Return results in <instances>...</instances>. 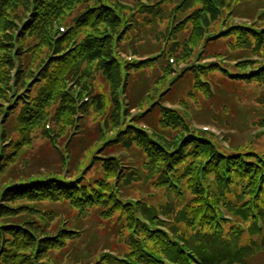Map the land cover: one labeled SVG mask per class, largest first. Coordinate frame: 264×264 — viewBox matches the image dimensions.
<instances>
[{
  "label": "rangeland",
  "instance_id": "374dc122",
  "mask_svg": "<svg viewBox=\"0 0 264 264\" xmlns=\"http://www.w3.org/2000/svg\"><path fill=\"white\" fill-rule=\"evenodd\" d=\"M210 1L220 11L217 18L205 12L202 0H0V61H10L0 67V75L8 70L9 76L0 81L4 88L0 92V195L7 183L29 176L101 181L106 184L101 190L107 194L104 203L85 207L44 193L35 200L2 201L15 216L26 218L22 226L35 239L32 248H25L29 241L24 236L19 247L23 254L35 257L38 251L41 258L51 250L59 260L55 264H117L131 259L144 264L135 259L136 245L129 236L133 234L140 240L141 251L149 250L166 264H180L166 259L170 257L167 244L148 234L159 231L180 242L187 263L206 264L194 249L205 244V237H216L214 230L220 227L226 241L235 242L236 248H249L241 252L233 245L228 255L219 246L216 252L224 256L221 264H241L242 257L249 264H264V234L258 232L264 229L260 211H264V185L258 190L263 192L257 207L249 185L244 187L247 178L234 175L238 184L231 188L251 201L252 217L246 221L238 213L244 209L243 198L233 199L230 206L223 199L215 202V194L230 195L228 191L221 194L215 174L202 176L201 169L209 167V171L213 166H205L201 148L190 151L181 163H199L192 167L202 176L200 197L190 180L177 181L169 175L160 182L165 170L160 171L153 155L140 151L141 136L166 150L192 134L211 140L223 154H242L246 161L261 163L264 159V0H225V5L222 0ZM100 2L104 15L93 22L78 19L88 5ZM196 8L207 21L186 16ZM115 14L119 16L113 22L116 25L106 21ZM197 26L202 30L199 37L194 35L199 32ZM106 33L113 36L112 54L120 62L115 83L97 62L89 60L81 45L88 36L106 42L107 37H102ZM63 52L65 58H61ZM24 67L18 84L17 73ZM198 69L206 74L198 72L193 79L191 72ZM69 70L74 71L68 74ZM198 79L209 85L211 95ZM53 83L58 95L72 93V101L60 96L46 100ZM39 96H44L42 113L31 116L30 108ZM160 108L183 116L184 124H171ZM144 112V119L140 118ZM152 114L155 119L161 117L159 131L152 128L156 123ZM5 125L7 135L3 136ZM132 127L138 135L136 146L129 150L124 138ZM258 171L264 175V167ZM103 207L114 211L104 215ZM215 212L218 221L205 220ZM118 217L126 219L121 232ZM2 218L0 224L7 222ZM46 236L59 241L48 243L43 251ZM5 246L11 247V241ZM80 255L86 258L79 259Z\"/></svg>",
  "mask_w": 264,
  "mask_h": 264
},
{
  "label": "trees",
  "instance_id": "16d2710c",
  "mask_svg": "<svg viewBox=\"0 0 264 264\" xmlns=\"http://www.w3.org/2000/svg\"><path fill=\"white\" fill-rule=\"evenodd\" d=\"M202 1L206 5L205 12L206 11L210 12L214 16V18H217V16L220 14V11L217 8V4L215 2L214 4L213 1H210V0H202ZM224 3H225V0H222L221 4H224ZM102 6H103V2H100L95 6L88 5L85 11L80 16L81 18L79 17L78 19L80 21L83 20L87 22H93L94 17L97 18L101 15H104ZM98 9H102V11H98ZM191 15H196L197 17H200L202 20H206V21L208 19V17L205 16V14L202 15L200 8H196L192 12L186 14V16H191ZM107 17L108 18L106 21L109 22L110 24H114L113 22L115 21L116 23L118 22V20H116L119 17L117 14L110 15ZM207 23H209V21ZM200 29H201V26H197V31H199ZM201 31L195 32L194 35H196L197 33L201 34ZM110 36L111 34H107V33H106V36L102 35V37H107V39L108 37L110 38L108 40L106 39V42H102L99 39L95 38L94 36H88L81 42V45L84 51L88 54L89 60L91 62H97L99 64V68L102 69L103 72L108 77H110L111 80L115 83V81L118 79L119 74H120L119 67H118L120 66L119 64L120 62H118L117 58L114 57L112 54V51L114 50L113 36L112 37ZM209 38L210 37H207L205 41L207 39L209 40ZM257 44L261 45L260 38L257 41ZM60 49L62 50L66 49V46H61ZM61 55H62L61 58H65V52H63ZM9 62L7 59L0 61V67L3 65V63H6L8 65ZM136 66H138V64ZM202 69H198L199 71L197 72H191V74L193 75V79L198 78L196 74L198 72H202L206 74V71ZM21 70L17 73L18 74L17 76L18 84L20 83V80L22 78L21 72H24L26 70V67L22 68ZM47 71L48 69L45 71V73H47ZM72 71L74 70H69L68 74L71 73ZM261 72H264V67H262ZM3 79L5 80L9 79L8 70H5V74L0 75V81L2 83L5 82ZM55 80L56 81L58 80V76H56ZM198 83L202 84L203 86H207L209 95H211V89L208 84L204 83L202 80H199V79H198ZM2 87L3 86H0V92L4 90V88ZM67 93L68 92L63 91L61 92V94L58 95L57 84L53 83L51 90L49 91V93H47L46 100H51V99L55 100L59 96L62 97L64 100H67L68 97L70 98L69 95H72V93L68 95ZM41 94L43 95V89L41 90ZM96 97H99V95ZM70 99L72 101V97ZM43 101H44V96L43 97L39 96L36 99L35 105H32L33 107L30 106L31 107L30 111H32L31 116H33L34 113L36 114L34 116H38L42 113ZM66 107H67L66 109L69 108V106H66ZM28 109H29V106L23 108L24 112L22 115L25 116L27 114L25 112ZM159 113L161 115H168V117L170 118L169 122L171 124H176L178 126H182L184 124L183 116H180L176 112H173L166 108H162V109L160 108ZM144 116H145V112L144 114L142 113L140 118L144 119ZM152 116L154 117V114H152ZM160 120H161V117H159L158 119H155L156 121L155 126L152 124H149V125L150 126L152 125L153 127L152 126L151 127L153 129L159 131L157 127V122L159 124ZM150 123H153V122H150ZM6 126L7 125H5L4 127V132L3 130L1 131L3 136L7 135ZM137 132H138L137 129H135L134 127L129 128L127 130L126 136L124 138V144L126 145L127 149L132 150L136 146V141L134 138L136 135H138ZM140 141H141L140 151L142 152L145 151L149 155H153L154 156L153 161L155 162L156 166H158L160 171L165 170V174L159 179L160 182H164L168 180L170 176L173 177L177 181H182L183 179L190 180L196 189V193H197L196 197H200L199 195L203 194L204 192L201 186V182H200L202 181L201 180L202 176L206 175V173H213L215 174V180L219 182V187L222 189L221 194L223 195L224 191L225 192L228 191L230 195L229 198L228 197L223 198L221 196L217 197V195L215 194V202H218L219 199L221 200L223 199V202L227 206H230L231 205L230 202L233 199L243 198L244 199V202H243L244 209H238V213L244 215L243 218L247 221L248 219L252 217V214L250 211L251 201L248 198H244L242 193L238 192V190L231 188V185L238 184L235 182L234 175H237L240 178L246 177L247 180H246V183L244 184V187L249 185V192H251L252 194L254 193L255 200L253 201V203L257 207H260V203L258 199L260 198L263 190H261L259 193H258V190H259V187H261V185H264V175L263 173L258 171V169H259V166L264 167V159L261 160L262 163L260 162L259 159L247 160V161H259L257 162L259 164H257L256 162L247 163L246 159L244 158L242 154L241 155H237L233 153L228 154V155L223 154L222 152H220V150L215 148L214 143L211 140H207V138L205 137L198 136V135H192V134H185V136L178 142L177 146H174V148H166V150L152 143L148 138L146 139L145 137L141 136ZM92 144L93 142L88 144L86 146V149L92 147ZM152 145L155 146V149L151 148ZM168 147H171V146H168ZM178 147H181V148L176 153H174V149ZM187 147H190L189 150H187ZM199 149L201 151V154H199L200 157H204V156L206 157L205 166H213V168L209 170L211 172L207 170L209 169V167H207V169L206 168L201 169L202 176L201 174H198V172L196 171L194 167H192V165H198L199 164L198 162H195L194 164H192V162L188 161V163L185 166H182L181 164L184 160H186V157L189 156L191 152H194L195 150H199ZM253 166H257V168L256 167L253 168ZM168 171L171 174H169ZM81 179H84V181H86L85 178H80L78 179V181H80ZM78 181H77V177L72 178V180L68 182L64 179H61L58 176H54V177L48 176V177H42V178L29 176V178H22L20 180L9 182L3 187L1 191L3 193L2 195H0V215H3L2 219L6 217L5 220L7 222H2V224H0V238L1 236H3L2 243H4V246L0 248V264H10L8 262L9 259L14 260L12 264H55L56 262L59 263V260L54 254L55 252L51 250L49 251L47 255L43 254L41 258L39 256L38 251H35L34 255L36 256L34 257L30 254H23L25 252H22L19 250V247L24 245L23 244V241L25 239L24 236L29 241L28 243L24 245L25 248H32L36 244L35 239L32 238V235H30L29 229L22 226L23 224L27 223L26 218H24L21 214H17L18 216H15L14 215L15 213L11 211L13 210L11 206H8L9 204L7 203L4 204L2 201L8 202L9 200H15V199L27 198V197L31 200H35L43 193L46 195H50L49 198L51 199L60 198L62 200H65L66 198H68L71 200L70 203L74 206L76 205L83 206L86 203L92 204V205L97 204V203L101 204L106 201V198H105V196L107 195L106 190H103V191L101 190L103 188L106 189L105 183L101 181H98V182L94 181V182H88V183L84 181L82 182H78ZM209 204L210 202H206V206L209 207ZM218 204L219 203H217L216 205ZM189 206H192L191 201H189ZM107 211L111 215L114 209L108 208L107 210L106 208L103 207L101 210V212L104 215L107 213ZM260 211L264 215V211L262 210ZM209 215H211L212 218H206L208 216L206 215L205 217L206 221H215V218H217V221H218L219 216L216 214V212H215V215L217 217H215V215L213 214H209ZM129 220H130V217H129ZM116 221L120 228L119 231L121 232L122 228L126 226V219L123 218L121 220L120 218V221H119V217H118ZM138 224H140L139 221H138ZM150 232L151 231H148L149 235H153L157 237L161 243L167 244L168 247H165V250H167V254L170 257L166 259H169V260L171 259L173 262L180 263V264H190V263H187L184 258L185 256L184 254H186V252L184 251V247H182L180 242H176V241L173 242L172 240H170L169 237H166V236L164 237V234L160 233L159 231L155 233H150ZM258 232L264 234V229ZM221 234H222V231L220 230V227L216 228V230H214V235L216 237H213V236L205 237L204 238L205 244L202 246L197 245V247L194 249L199 254L201 261L203 260L206 264H221L222 259H224V256L223 254L216 252L219 246H221L226 251L225 253H227L228 255H231L230 251H232L234 246L236 248L237 244L233 241H230V242L226 241L221 236ZM129 236H130V241L136 245L135 250L137 252V256L135 259L137 261H140L141 263H144V264H166L163 261V258L152 254V252H150L149 250L143 249L144 252L141 251L140 240H137L133 234L132 235L130 234ZM53 239L55 238L46 236V238L42 241L43 244L41 247L43 248L42 249L43 251L48 247V243L53 244L52 243L53 241H59V240H53ZM8 241H11V247L5 246ZM225 241L228 242V244H225ZM261 242L264 244V238L261 240ZM183 246H185V248H190V246L187 244H184ZM38 249H39V246L37 247V250ZM190 249H193V248H190ZM236 249L238 251L243 252V250H246L249 248L248 246H242ZM18 255L23 256V257L16 260L15 258H18ZM89 255L90 254L86 255V257ZM86 257H84V255H80L79 259H85ZM189 260L190 259H188V261ZM238 261L241 264H249L246 257L239 258ZM97 264H102V262H97ZM117 264H136V263L131 259L129 261L121 260V262Z\"/></svg>",
  "mask_w": 264,
  "mask_h": 264
}]
</instances>
